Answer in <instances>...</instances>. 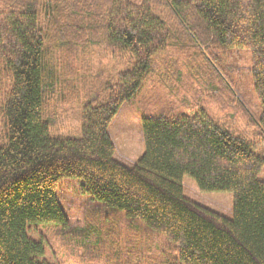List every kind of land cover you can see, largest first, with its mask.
<instances>
[{
	"label": "trees",
	"instance_id": "16d2710c",
	"mask_svg": "<svg viewBox=\"0 0 264 264\" xmlns=\"http://www.w3.org/2000/svg\"><path fill=\"white\" fill-rule=\"evenodd\" d=\"M190 45L214 69L199 102L143 116L144 152L121 162L112 119L147 75L162 84L183 75ZM231 48L250 51L258 118L226 104L236 83L221 62ZM166 49L175 50L168 61ZM92 57L103 70L78 95L75 66ZM73 91L81 126L54 131L51 102ZM0 120V264H54L28 229L69 227L57 197L65 179L162 234L178 252L173 264H264V0H0ZM184 176L201 192H231L232 217L186 198Z\"/></svg>",
	"mask_w": 264,
	"mask_h": 264
},
{
	"label": "rangeland",
	"instance_id": "374dc122",
	"mask_svg": "<svg viewBox=\"0 0 264 264\" xmlns=\"http://www.w3.org/2000/svg\"><path fill=\"white\" fill-rule=\"evenodd\" d=\"M166 50L164 60L168 61L175 50ZM186 52L188 59L184 62L183 75L168 76L169 84L160 83L159 77L153 73L147 75L138 92L120 106L112 119L108 133L115 147V157L121 162L131 165L144 152L143 116L160 115L174 107L187 112L190 106L199 102L201 81L204 76H211L214 69L205 59L203 53L206 55V52L202 47L190 45ZM159 57L156 56L157 61ZM222 61L221 64L236 83L232 86L233 96L230 94L231 97L226 100L228 108L232 110L235 103L240 102L254 118H258L261 109L251 84L250 51L241 48L225 50ZM97 63L96 57H92L88 63L75 66L78 77L74 73L73 79L78 81V95L93 82L95 74L102 72L103 65L98 66ZM165 71L168 72L167 69ZM74 93L70 92L64 99L55 96L51 102L58 115L52 126L54 131L70 133L69 130L80 128L81 104ZM210 103L217 107V111L223 110L218 106L219 101ZM5 139L0 120V145ZM260 178L264 179V168ZM182 184L186 198L227 218L232 217L231 192H201L188 176L183 177ZM80 185L79 180L65 179L57 189L59 204L68 216V228L60 224L41 223L28 229V235L34 240L44 236V257L47 260L54 264H173L178 252L168 249L162 234H157L138 218H129L122 210L92 201L87 193L81 191ZM85 236L87 239L83 238Z\"/></svg>",
	"mask_w": 264,
	"mask_h": 264
},
{
	"label": "crops",
	"instance_id": "0c3cea01",
	"mask_svg": "<svg viewBox=\"0 0 264 264\" xmlns=\"http://www.w3.org/2000/svg\"><path fill=\"white\" fill-rule=\"evenodd\" d=\"M127 102V101H126ZM125 103V102H124ZM132 164H134V163H132Z\"/></svg>",
	"mask_w": 264,
	"mask_h": 264
}]
</instances>
